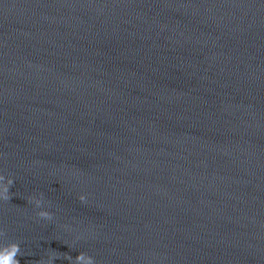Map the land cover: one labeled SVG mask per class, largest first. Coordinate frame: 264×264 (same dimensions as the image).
Returning a JSON list of instances; mask_svg holds the SVG:
<instances>
[{
  "label": "water",
  "instance_id": "obj_1",
  "mask_svg": "<svg viewBox=\"0 0 264 264\" xmlns=\"http://www.w3.org/2000/svg\"><path fill=\"white\" fill-rule=\"evenodd\" d=\"M0 178L9 264H264V0H0Z\"/></svg>",
  "mask_w": 264,
  "mask_h": 264
},
{
  "label": "clouds",
  "instance_id": "obj_2",
  "mask_svg": "<svg viewBox=\"0 0 264 264\" xmlns=\"http://www.w3.org/2000/svg\"><path fill=\"white\" fill-rule=\"evenodd\" d=\"M12 183H14V181H12L11 179L8 180V184L11 185ZM3 186V178H0V187ZM85 197L81 196V200H84ZM35 205L37 208H42V201L37 199L35 200ZM39 217L44 219V220H51L52 219V214L46 210H41L38 213ZM19 251V247L18 246H14L13 247V255H15L17 252ZM10 257H0V264H9L10 261ZM54 261H52V264H54ZM76 264H94V262L92 261L91 258H88L87 260H85V258L83 257L82 254H80L76 259H75Z\"/></svg>",
  "mask_w": 264,
  "mask_h": 264
}]
</instances>
